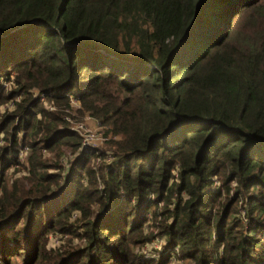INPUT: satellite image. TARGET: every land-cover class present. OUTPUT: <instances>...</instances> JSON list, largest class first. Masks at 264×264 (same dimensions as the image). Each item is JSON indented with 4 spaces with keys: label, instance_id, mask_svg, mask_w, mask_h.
I'll return each instance as SVG.
<instances>
[{
    "label": "trees",
    "instance_id": "1",
    "mask_svg": "<svg viewBox=\"0 0 264 264\" xmlns=\"http://www.w3.org/2000/svg\"><path fill=\"white\" fill-rule=\"evenodd\" d=\"M172 259L264 264V0H0V264Z\"/></svg>",
    "mask_w": 264,
    "mask_h": 264
},
{
    "label": "built area",
    "instance_id": "2",
    "mask_svg": "<svg viewBox=\"0 0 264 264\" xmlns=\"http://www.w3.org/2000/svg\"><path fill=\"white\" fill-rule=\"evenodd\" d=\"M45 100L46 99L44 97L40 98L41 102H44ZM45 106L49 107L50 109H54V106L51 103H49L48 105H45ZM68 106H69V108L65 109V111L66 112L69 111V112H71V114H75V110L80 106V104L76 98L70 97L68 100ZM66 120L71 125V128L73 130H75L80 135V137L82 139V146L83 147L94 146L91 144H95V143H93V141H95V140L104 142L108 139V137L106 135H104L103 133L99 132L98 134H96L91 129H88L82 122L76 123L77 121H75L70 115L66 116ZM99 129H101V128H99ZM149 244H151L152 246H154L157 249V251H158L157 254H158L162 250V246L164 244V239L163 238H157ZM146 248H147V246H146ZM143 251L146 253L145 248L143 249ZM151 255L156 256L155 254H151ZM171 262L176 263V264H182V262L175 260V259H172Z\"/></svg>",
    "mask_w": 264,
    "mask_h": 264
},
{
    "label": "rangeland",
    "instance_id": "3",
    "mask_svg": "<svg viewBox=\"0 0 264 264\" xmlns=\"http://www.w3.org/2000/svg\"><path fill=\"white\" fill-rule=\"evenodd\" d=\"M42 104L45 106V105H48L49 102L45 100L44 102H42ZM88 118H92V117H88ZM80 122H82L88 129H91L96 134H98L99 132L104 133V127L102 125H100L98 121H97V124L94 123L93 126H91V125H89L87 123V125H88L87 126L86 125V120H85V117H84V119H82L81 121H77L76 123H80ZM99 128H101V129H99ZM93 143H95V144H91V145H94L96 147H100V146H103L104 142L95 140V141H93ZM22 157H24V154L21 155V158ZM62 241H63V238L60 237L59 234H50L49 235V246L57 247L59 244L62 243ZM146 246H147V248H146ZM146 246L144 247L145 250H146V253L155 254V255L157 254L158 251H157V249L154 246H152L151 244H148ZM170 264H176V263H172L171 262Z\"/></svg>",
    "mask_w": 264,
    "mask_h": 264
},
{
    "label": "crops",
    "instance_id": "4",
    "mask_svg": "<svg viewBox=\"0 0 264 264\" xmlns=\"http://www.w3.org/2000/svg\"><path fill=\"white\" fill-rule=\"evenodd\" d=\"M88 117H90V116H88V115L85 116L86 125H87V123H88L89 125H91V126H93L94 123L97 124V121H96L95 119L88 118ZM87 126H88V125H87Z\"/></svg>",
    "mask_w": 264,
    "mask_h": 264
}]
</instances>
